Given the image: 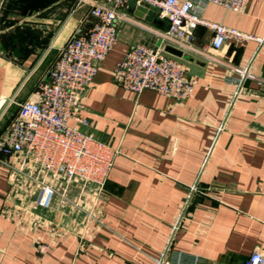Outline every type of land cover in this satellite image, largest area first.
<instances>
[{"label": "crops", "instance_id": "obj_1", "mask_svg": "<svg viewBox=\"0 0 264 264\" xmlns=\"http://www.w3.org/2000/svg\"><path fill=\"white\" fill-rule=\"evenodd\" d=\"M32 1V22L0 31V136L10 108L32 98L65 43L91 27L100 0ZM136 7L118 10L117 43L80 99L89 124L80 129L119 149L102 193L87 188L75 206L74 183L66 204L57 195L40 209L35 182H15L17 161L1 158L0 264H155L170 239L188 263L244 264L264 251V43L229 41L213 51L212 33L198 26L193 50L179 49L192 61L174 56L196 79L191 97L136 95L115 83L114 67L132 46L158 47L167 29L157 15L137 19ZM201 16L264 40V0L241 13L209 4ZM242 68L254 79L235 99L227 79Z\"/></svg>", "mask_w": 264, "mask_h": 264}, {"label": "built area", "instance_id": "obj_2", "mask_svg": "<svg viewBox=\"0 0 264 264\" xmlns=\"http://www.w3.org/2000/svg\"><path fill=\"white\" fill-rule=\"evenodd\" d=\"M129 1L137 6L155 7L157 17L168 24V29L160 33L158 47L132 46L114 67L115 83L136 95L150 90L176 103L191 97L196 79L188 76L185 65L164 49L171 46L193 50V30L198 26L212 33L213 51L221 50L229 41L264 43L263 39L201 16V11L209 4L241 13L250 0H100L94 4L89 13L94 19L91 27L65 43L50 70L49 81L38 85L32 98L18 104L16 117L0 136V162L1 158L17 161L18 166L13 169L15 182L25 177L35 182V205L40 209H48L57 195L61 203L66 204L69 188L74 183L80 186L75 206L80 205L87 188L100 195L119 155V149L80 129L89 125L80 116V99L97 75L99 65L114 49L118 37V10ZM232 72L236 76L227 82L236 86L233 94L236 99L245 80L254 79V75L247 68ZM222 131L221 126L217 136ZM87 219H95L93 211L87 213ZM170 241L155 264L199 262V258L193 257L188 263L187 257L172 252ZM244 264H264V251L252 252Z\"/></svg>", "mask_w": 264, "mask_h": 264}, {"label": "rangeland", "instance_id": "obj_3", "mask_svg": "<svg viewBox=\"0 0 264 264\" xmlns=\"http://www.w3.org/2000/svg\"><path fill=\"white\" fill-rule=\"evenodd\" d=\"M74 1L78 3L81 0ZM33 6L36 5L33 4L32 0H0V31L10 25L18 26L22 23L32 22L31 19L26 20L25 18H30ZM10 109L9 113L13 120L18 112V103Z\"/></svg>", "mask_w": 264, "mask_h": 264}, {"label": "water", "instance_id": "obj_4", "mask_svg": "<svg viewBox=\"0 0 264 264\" xmlns=\"http://www.w3.org/2000/svg\"><path fill=\"white\" fill-rule=\"evenodd\" d=\"M158 13V10L155 8V7H152V6H149L147 4H142L141 6H137L135 8V11H134V16L137 18V19H142L144 17V15H153V16H156ZM162 23H166L167 24V21L166 20H162ZM167 29H168V24H167ZM165 52L172 55V56H175V57H178V58H184L186 60H189V61H192L191 58L183 55V53L174 48V47H171V46H166L165 47Z\"/></svg>", "mask_w": 264, "mask_h": 264}]
</instances>
